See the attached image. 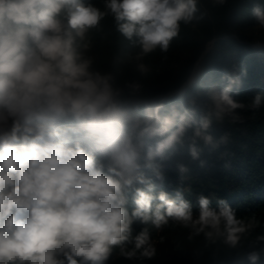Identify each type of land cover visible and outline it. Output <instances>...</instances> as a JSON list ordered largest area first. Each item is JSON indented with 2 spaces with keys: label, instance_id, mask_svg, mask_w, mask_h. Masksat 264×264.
Returning <instances> with one entry per match:
<instances>
[{
  "label": "clouds",
  "instance_id": "clouds-1",
  "mask_svg": "<svg viewBox=\"0 0 264 264\" xmlns=\"http://www.w3.org/2000/svg\"><path fill=\"white\" fill-rule=\"evenodd\" d=\"M197 4L103 0L102 10L85 0H0V264H106L116 248L130 260L151 259L147 226L160 230L170 220L190 229L189 239H222L233 249L253 229L254 217L238 218L222 199L213 208L200 195L194 215L180 190L175 198L156 191L165 180L162 161L189 129V152L198 159L197 139L212 142L213 117L244 107L231 95L237 82L211 87L198 112L195 97L146 102L139 82L121 86L89 54L90 32L108 15L139 48L137 61L167 52ZM252 15L264 27V8ZM136 70L149 71L143 63ZM262 103L257 94L250 107ZM134 223L145 226L135 235ZM259 255L249 252L250 264Z\"/></svg>",
  "mask_w": 264,
  "mask_h": 264
},
{
  "label": "trees",
  "instance_id": "trees-1",
  "mask_svg": "<svg viewBox=\"0 0 264 264\" xmlns=\"http://www.w3.org/2000/svg\"><path fill=\"white\" fill-rule=\"evenodd\" d=\"M103 10V0H85ZM264 8V0H198L197 13L190 23H181L179 34L167 52L159 49L137 61L139 48L116 31L111 15L106 16L98 29L90 32V55L102 72H113L117 83L139 82L142 99L158 101L171 91L183 92L168 97L169 101L197 99L198 112L207 103V92L215 86L224 88L229 79L237 82L232 97L244 105L232 115L217 120L213 117L207 134L211 143L197 139L199 158L193 159L189 144L193 132L184 136L183 146L164 164L165 180L156 191H165L175 198L180 190L185 200L199 212L198 197L204 195L217 207L218 200L226 201L236 210L238 218H255L256 224L246 233L236 248L217 240L208 243L203 235L189 239L190 229L170 220L157 230L148 225L156 255L151 258L127 259L114 249L106 264H250L247 255L258 252L257 264H264V103L251 108L257 94H264V42L256 44L255 32L262 26L252 15L255 6ZM145 64L149 71L141 75L136 64ZM191 81L185 83L195 72ZM236 117L235 119L233 117ZM188 171L183 175L177 165ZM200 188V189H197ZM133 235L144 225L133 224ZM129 247H131L129 245Z\"/></svg>",
  "mask_w": 264,
  "mask_h": 264
},
{
  "label": "rangeland",
  "instance_id": "rangeland-1",
  "mask_svg": "<svg viewBox=\"0 0 264 264\" xmlns=\"http://www.w3.org/2000/svg\"><path fill=\"white\" fill-rule=\"evenodd\" d=\"M254 34H255L256 38L262 37L261 40L256 39V44H260L261 42H264V27H260ZM198 72H199V68L197 67L195 69V72L191 75L188 83L191 82L195 78V76L197 75ZM179 92H180L179 90L173 91L167 97L174 95L176 93H179ZM151 102H155V100H152ZM197 189H200V188H197Z\"/></svg>",
  "mask_w": 264,
  "mask_h": 264
},
{
  "label": "water",
  "instance_id": "water-1",
  "mask_svg": "<svg viewBox=\"0 0 264 264\" xmlns=\"http://www.w3.org/2000/svg\"><path fill=\"white\" fill-rule=\"evenodd\" d=\"M190 79V78H189ZM189 79H188V81H189ZM188 81L185 83L186 85H190V83L191 82H189L188 83ZM177 90H179L180 92H183V90L182 89H177ZM173 91H171V92H169V93H167L166 95H165V97H167L170 93H172ZM168 98V97H167ZM146 102H151L152 101V99H149V100H145Z\"/></svg>",
  "mask_w": 264,
  "mask_h": 264
}]
</instances>
